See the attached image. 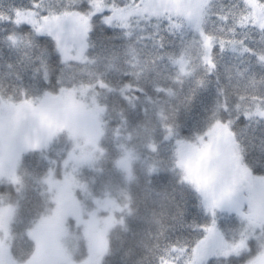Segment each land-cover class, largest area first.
<instances>
[{
	"label": "snow or ice",
	"instance_id": "snow-or-ice-1",
	"mask_svg": "<svg viewBox=\"0 0 264 264\" xmlns=\"http://www.w3.org/2000/svg\"><path fill=\"white\" fill-rule=\"evenodd\" d=\"M0 264H264V0H0Z\"/></svg>",
	"mask_w": 264,
	"mask_h": 264
},
{
	"label": "trees",
	"instance_id": "trees-1",
	"mask_svg": "<svg viewBox=\"0 0 264 264\" xmlns=\"http://www.w3.org/2000/svg\"><path fill=\"white\" fill-rule=\"evenodd\" d=\"M83 195L81 192H78V197L79 199H83ZM11 228V235L14 237V240L12 241L13 244V248L12 251H15V247L16 246H23L25 248H27L30 244V241L27 237L24 238H20L17 234H16V226L15 223H13L12 225H10Z\"/></svg>",
	"mask_w": 264,
	"mask_h": 264
},
{
	"label": "rangeland",
	"instance_id": "rangeland-1",
	"mask_svg": "<svg viewBox=\"0 0 264 264\" xmlns=\"http://www.w3.org/2000/svg\"><path fill=\"white\" fill-rule=\"evenodd\" d=\"M78 192H79V190H77V192H76V196H77V198L79 199V197H78ZM82 193V192H81ZM83 194V193H82ZM67 244H68V246L71 248V246H72V244H73V241L72 240H68L67 241Z\"/></svg>",
	"mask_w": 264,
	"mask_h": 264
}]
</instances>
